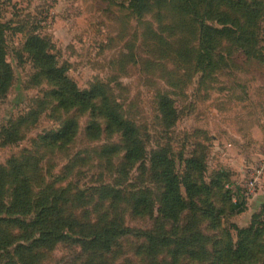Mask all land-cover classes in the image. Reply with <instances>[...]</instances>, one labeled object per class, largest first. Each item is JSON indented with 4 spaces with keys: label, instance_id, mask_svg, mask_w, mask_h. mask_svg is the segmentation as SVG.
Wrapping results in <instances>:
<instances>
[{
    "label": "rangeland",
    "instance_id": "obj_1",
    "mask_svg": "<svg viewBox=\"0 0 264 264\" xmlns=\"http://www.w3.org/2000/svg\"><path fill=\"white\" fill-rule=\"evenodd\" d=\"M130 3L131 0H0V22L8 26L6 59L13 71L11 87L0 98V173L8 182L3 199L6 204L12 201L18 181L21 185L29 181L33 187L49 184L54 188L69 183L76 189L112 183L121 190L116 214L122 215L131 228L150 230L158 206L138 214L133 197L148 190L149 200L157 203L161 193V182L149 164L120 165L125 147L121 135L104 131L98 137L88 136L91 114L69 112L58 106L51 96L52 86L25 50L31 35L47 40L59 65L67 69L81 90L104 85L110 98L136 124L137 137L149 153L169 148L176 155L184 152L189 156L199 146L205 154L202 173L207 184L224 170L242 188L252 172L264 165V63L223 43L218 45L217 54L223 55L225 65L206 73L198 66V25L208 13L203 3L195 16L196 24L188 17L192 15H178L169 3L162 14L167 28L160 27L156 8L140 17L129 8ZM259 40L258 49L264 55V12ZM162 97L174 106V117L161 110ZM72 118L78 124L72 141L65 147L47 145L45 136ZM10 121L17 123L12 130L3 132V126ZM113 146L117 153L111 154V168L104 151ZM123 169L126 174L121 172ZM247 197L246 210L224 221L235 240L237 233L231 223L246 227L255 213L264 210V175L255 193ZM214 202L218 207L227 204L221 196H215ZM103 203L108 206L105 200ZM94 206L84 207L90 219L101 215ZM214 224L208 218L201 220L209 252L219 247L213 245L220 241L217 235L224 239L228 231ZM143 246V239L130 237L123 240L124 254L113 258L122 264H143L146 255L139 253ZM80 250L70 242H60L43 251L38 264H73L71 260L81 256ZM6 254L0 250V264L8 263ZM184 261L202 264L211 260L186 257Z\"/></svg>",
    "mask_w": 264,
    "mask_h": 264
},
{
    "label": "trees",
    "instance_id": "obj_2",
    "mask_svg": "<svg viewBox=\"0 0 264 264\" xmlns=\"http://www.w3.org/2000/svg\"><path fill=\"white\" fill-rule=\"evenodd\" d=\"M169 3L178 15H192L188 17L194 24L200 3L208 10L198 25V66L201 70L214 73L225 65L223 55L218 57L217 54L223 43L232 44L247 57L264 63V55L258 49L260 20L264 12L262 0H131L129 8L140 17L156 8L160 27L167 28L162 14ZM7 28L5 23L0 22L1 99L7 95L13 77L6 59ZM25 50L52 86L51 96L58 106L69 112L90 113L92 121L87 127L88 136L98 137L104 131L121 135L125 147L120 165L149 164L155 178L161 182V193L157 203L149 200L148 190L140 196L133 195L136 213H148L152 208L155 210L156 205L158 208L152 229L131 228L122 215L116 214L121 190L112 183H103L97 188L76 189L69 183L54 188L49 184L33 187L29 181L21 185L18 181L13 189L12 201L6 204L3 199L8 182L6 175L0 173V250L7 253V264H38L43 251L53 249L60 242L80 247L82 257L71 260L73 264H122L113 257L124 254L123 240L133 236L145 241V247L139 248V253L146 255L143 264H184L186 257L211 260L202 264H264V210L255 213L246 227L231 223L237 233L236 240L231 230L224 226V221L227 222L230 216L246 210L248 200L244 188L230 179L229 171H221L207 184L202 173L205 154L199 146L189 156L184 152L176 155L169 148L149 153L137 137L136 124L124 115L122 106L110 98L104 85L81 90L70 79L67 69L59 65L43 37H28ZM161 110L173 117L177 114L166 97L161 99ZM20 120L25 118L20 117ZM16 123L10 121L3 126V132L12 130ZM103 124L105 130L102 129ZM77 127V121L72 118L61 129L45 136V143L65 147L77 134ZM105 152L108 153L106 162L114 167L111 154L117 153L116 147ZM121 172L126 174L125 169ZM38 189L41 191L36 194ZM215 196H221L227 204L218 207L214 202ZM104 200L108 206L103 203ZM92 204L95 205L94 210H101V215L95 219H90L84 209ZM80 211L82 214L77 213ZM203 218L210 219L220 230L221 227L228 230L224 232V239L217 235L220 241H214L213 245L219 247L214 252H209L207 238L201 229Z\"/></svg>",
    "mask_w": 264,
    "mask_h": 264
},
{
    "label": "built area",
    "instance_id": "obj_3",
    "mask_svg": "<svg viewBox=\"0 0 264 264\" xmlns=\"http://www.w3.org/2000/svg\"><path fill=\"white\" fill-rule=\"evenodd\" d=\"M264 175V165L255 169L248 180L245 182L244 190L245 195H253L256 189L260 186L262 178Z\"/></svg>",
    "mask_w": 264,
    "mask_h": 264
}]
</instances>
